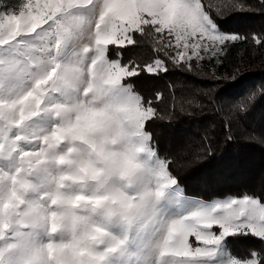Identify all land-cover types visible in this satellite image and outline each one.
Listing matches in <instances>:
<instances>
[{"label": "snow or ice", "instance_id": "obj_1", "mask_svg": "<svg viewBox=\"0 0 264 264\" xmlns=\"http://www.w3.org/2000/svg\"><path fill=\"white\" fill-rule=\"evenodd\" d=\"M236 6L225 5L228 10ZM213 9L218 15L224 14V9L214 0H179L171 11L159 2L140 3L129 10L115 8L109 0H62L60 3L45 0L43 5L25 0L18 13L0 14V68L5 70V79L11 75L17 81L0 91V145L6 147L10 142L15 147L19 143L11 139V129L21 108L26 119L55 114L60 106L58 97H62L55 83V72L59 68L79 69L88 74L90 81L99 80L101 91L105 88L119 90L128 94L131 104L142 103L138 127H143L156 117L157 110L152 101L141 102L139 96L133 95L131 86H125L124 81L142 71L149 74L167 71L166 64L156 59L143 67L132 63L124 65L119 59L110 61L109 50L134 45L137 43L135 34L147 32L155 35L158 52L163 51L173 64L192 70L193 62L199 64L205 58H218L227 44L248 39L235 34H218L210 16ZM16 17L26 21L20 28L12 23ZM72 38L79 40L82 52L89 57L85 66L59 61L62 48ZM251 39L256 45L262 44L260 37ZM24 56H27L26 63L20 59ZM26 97L31 98V102ZM160 98L157 94V99ZM164 179L167 183L158 185L153 199L161 197L169 183H176L170 176ZM241 233H251L264 240V204L260 201L244 197L197 209L168 225L166 235L157 246V264H206L214 259L221 242ZM14 240V236L6 234L0 247ZM125 244L126 240L117 242L101 259L105 260ZM177 256L181 259H173ZM261 259L260 254L253 251L250 258L233 257L228 264H261Z\"/></svg>", "mask_w": 264, "mask_h": 264}, {"label": "clouds", "instance_id": "obj_2", "mask_svg": "<svg viewBox=\"0 0 264 264\" xmlns=\"http://www.w3.org/2000/svg\"><path fill=\"white\" fill-rule=\"evenodd\" d=\"M55 76L65 103L45 139L59 171L45 188L13 181L19 187L7 202L6 182L0 184V241L15 237L0 247L3 264H104L106 224L144 221L159 185L151 133L146 122L138 127L142 103L101 91V82L79 69L59 68Z\"/></svg>", "mask_w": 264, "mask_h": 264}, {"label": "trees", "instance_id": "obj_3", "mask_svg": "<svg viewBox=\"0 0 264 264\" xmlns=\"http://www.w3.org/2000/svg\"><path fill=\"white\" fill-rule=\"evenodd\" d=\"M24 3L0 0V11L17 13ZM214 3L224 9L223 15L210 13L218 33L248 37L227 44L218 58L193 62L189 70L158 52L155 35L146 32L135 34L134 45L110 49L108 59L141 67L165 62L167 71H142L124 84L156 108L145 125L149 146L186 196L204 201L250 196L264 203V0ZM231 4L237 6L228 10ZM227 244L233 256L250 258L255 251L264 264V240L241 233L228 236Z\"/></svg>", "mask_w": 264, "mask_h": 264}, {"label": "rangeland", "instance_id": "obj_4", "mask_svg": "<svg viewBox=\"0 0 264 264\" xmlns=\"http://www.w3.org/2000/svg\"><path fill=\"white\" fill-rule=\"evenodd\" d=\"M44 2L45 0H34V3L41 5ZM49 2L60 3L62 0H49ZM153 2L166 5L169 11H171L179 3V0H109V3L115 8L124 7L129 10L137 4ZM0 14L16 13L0 11ZM12 23L16 28H20L26 21L20 17H16ZM216 32L218 33L217 26ZM0 58H2V53H0ZM20 59L25 63L27 62V56ZM88 59L89 57L81 50L79 40L75 38L66 41L59 57L61 63L73 66H85ZM16 82L15 78L11 75L5 79V70L0 68V91L10 88ZM124 85L128 86L127 84ZM25 99L31 102V98L26 97ZM58 100L60 101V105L65 103L63 97H58ZM17 117L15 126L11 129V139L18 140L19 143L15 147L10 142L6 147L0 145V184L6 182L7 191L4 192L3 196L5 202L10 198L13 187H19L18 183L13 185V181L26 180L35 185L37 189L45 188L50 185L54 176L59 171L54 157L47 154L50 145L45 139L46 136L51 135V130L54 128L56 123L55 114L45 113L39 117L26 119L24 110L21 108L17 112ZM5 135L7 136V133ZM18 149H22V151ZM152 159L154 167L159 174L157 183H167L164 177H169V174L165 161L160 159L156 152ZM163 192L164 194L161 197L154 199L153 206L144 221L133 225H127L118 221L106 224L111 237L108 248L121 240H126V244L118 248L116 252L110 253L106 257L104 264H157V246L163 240L167 227L173 220L179 219L197 209L211 207L215 204H224L232 199H243L244 197L256 199L244 196L240 198L227 197L222 200L204 201L200 198L186 196L180 190L177 183L174 185L169 183L168 187L163 188ZM216 231L218 232L219 229ZM233 257L235 256L231 254L226 238L219 245L214 259L208 260L206 264H228ZM173 259L179 260L181 257L177 256Z\"/></svg>", "mask_w": 264, "mask_h": 264}]
</instances>
